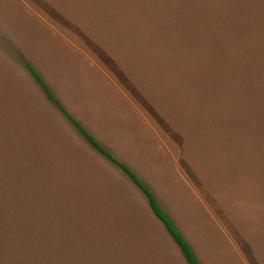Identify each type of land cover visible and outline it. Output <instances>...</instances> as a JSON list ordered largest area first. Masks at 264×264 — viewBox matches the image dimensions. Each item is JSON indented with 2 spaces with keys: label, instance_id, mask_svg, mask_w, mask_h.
I'll use <instances>...</instances> for the list:
<instances>
[{
  "label": "rangeland",
  "instance_id": "rangeland-1",
  "mask_svg": "<svg viewBox=\"0 0 264 264\" xmlns=\"http://www.w3.org/2000/svg\"><path fill=\"white\" fill-rule=\"evenodd\" d=\"M22 56L200 264H264V0H0V264H187Z\"/></svg>",
  "mask_w": 264,
  "mask_h": 264
},
{
  "label": "trees",
  "instance_id": "trees-1",
  "mask_svg": "<svg viewBox=\"0 0 264 264\" xmlns=\"http://www.w3.org/2000/svg\"><path fill=\"white\" fill-rule=\"evenodd\" d=\"M23 64L27 72L34 79L37 85L41 88L46 98L58 107V109L67 118V120L77 128L79 133L85 138V140L89 143V145L93 147L97 152H99L102 156H104L109 162L117 166L127 176V178L132 182V184L143 194L152 214L162 223L167 234L170 236L174 244L180 250L186 263L200 264L189 242L182 235L179 229L175 226V224L169 218V216L161 209L152 191L137 177V175L131 169H129V167H127L125 164L119 162L116 158H114L111 152L107 148L102 146L91 134H89L82 127V125L78 121H76L65 110V108L59 103V101H57L54 94L52 93L50 88L46 85L42 77L35 71V69L27 61H23Z\"/></svg>",
  "mask_w": 264,
  "mask_h": 264
},
{
  "label": "crops",
  "instance_id": "crops-1",
  "mask_svg": "<svg viewBox=\"0 0 264 264\" xmlns=\"http://www.w3.org/2000/svg\"><path fill=\"white\" fill-rule=\"evenodd\" d=\"M51 33H52V31H51ZM53 34V33H52ZM55 36V35H54ZM61 42V41H60ZM33 45H34V47H36V48H38V43L36 42V41H34L33 42ZM36 45V46H35ZM65 46V50H66V52L67 53H70L69 51H68V47L66 46V45H64ZM21 49H22V51H23V53L25 54H29V52L23 47V46H21ZM27 49H29V46H27ZM27 54V55H28ZM36 55H37V53H35ZM29 56V55H28ZM36 57V56H35ZM71 57H72V54H71ZM22 58L24 59L23 61H27L31 66H32V64L27 60V59H25L23 56H22ZM34 59V58H33ZM40 63H44V62H40ZM33 67V66H32ZM34 68V67H33ZM35 69V68H34ZM36 71V70H35ZM37 72V71H36ZM38 73V72H37ZM39 74V73H38ZM40 75V74H39ZM41 76V75H40ZM42 77V76H41ZM43 79V78H42ZM44 80V79H43ZM45 82V81H44ZM47 85V84H46ZM48 86V85H47ZM49 87V86H48ZM51 90V89H50ZM53 93V92H52ZM73 117V116H72ZM74 118V117H73ZM75 119V118H74ZM76 120V119H75ZM76 121H78V120H76ZM79 122V121H78ZM80 123V122H79ZM81 124V123H80ZM83 127V126H82ZM84 128V127H83ZM85 129V128H84ZM86 130V129H85ZM87 131V130H86ZM88 132V131H87ZM89 133V132H88ZM90 134V133H89ZM94 137V136H93ZM95 138V137H94ZM96 139V138H95ZM102 145V144H101ZM103 146V145H102ZM106 148V147H105Z\"/></svg>",
  "mask_w": 264,
  "mask_h": 264
}]
</instances>
